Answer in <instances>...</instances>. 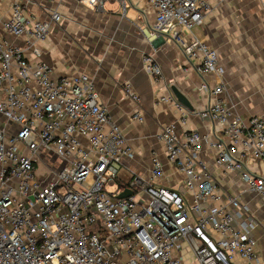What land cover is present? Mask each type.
<instances>
[{"label": "built area", "instance_id": "2783aa9c", "mask_svg": "<svg viewBox=\"0 0 264 264\" xmlns=\"http://www.w3.org/2000/svg\"><path fill=\"white\" fill-rule=\"evenodd\" d=\"M76 1L99 9L115 0ZM150 1L157 15L151 36L180 44L202 78L221 76L216 50L193 34L211 10L208 1ZM47 16L27 15L20 1L0 12V264H186L188 256L195 264H263L256 220L238 198H225L200 161L207 137L198 131L181 135L169 123L158 135L168 161L185 175L181 188L152 184L131 171L121 176L135 153L100 103L94 80L87 74L54 79L47 63L31 62L7 38H25L40 58L39 44L61 19L57 11ZM144 65L162 80L151 56ZM200 89L216 99L200 114L221 133L214 143L215 166L238 172L264 198V169L255 172L244 161L264 167V119L246 122L233 113L222 101V81L204 80ZM126 94L140 101L131 86ZM47 159L54 167L43 180L39 167ZM150 175L155 180L164 175L155 153ZM111 187L114 192L107 190ZM125 188L132 195L118 198Z\"/></svg>", "mask_w": 264, "mask_h": 264}, {"label": "crops", "instance_id": "0c3cea01", "mask_svg": "<svg viewBox=\"0 0 264 264\" xmlns=\"http://www.w3.org/2000/svg\"><path fill=\"white\" fill-rule=\"evenodd\" d=\"M15 1L21 2L27 15L40 20H46L49 11L61 15L51 26L48 38L39 44L40 58L32 54L25 38H7L22 48L31 62L47 63L54 79L87 74L94 80L100 103L135 153L133 160L125 162L123 178L131 171L152 184L182 187L185 175L168 161L165 147L158 140L161 127L175 123L181 135L198 131L207 137L202 141L199 159L225 198H238L249 215L254 212L264 219V198L253 194L238 172L215 166L214 143L221 133L216 124L200 116L216 100L200 89L205 80L211 85L222 81L226 89L223 103L246 122L253 116L264 119V0H207L211 10L193 34L216 50L221 76L211 73L205 78L180 44L166 35L151 36L157 15L150 0H115L99 9L76 0H0V12L7 13ZM146 56L160 65L162 80L156 81L146 71ZM127 86L135 90L139 102L127 96ZM173 88L185 96L190 108L178 102ZM169 97L173 101H162ZM138 113L142 121L134 119ZM154 153L164 166L163 177L156 180L150 175ZM244 161L255 172L264 169L249 158ZM248 217L242 214L245 221ZM253 232L264 264V235L257 226Z\"/></svg>", "mask_w": 264, "mask_h": 264}, {"label": "rangeland", "instance_id": "374dc122", "mask_svg": "<svg viewBox=\"0 0 264 264\" xmlns=\"http://www.w3.org/2000/svg\"><path fill=\"white\" fill-rule=\"evenodd\" d=\"M54 167L53 162L50 159L44 160L43 163H41L39 167V173L43 180H47L49 178V171ZM58 171L57 169L53 170ZM52 173V172H51ZM53 173L50 175L52 177ZM50 177V179H51ZM109 192H114V188H108ZM251 217L256 220V225L258 231L260 230L262 234L264 235V219L261 216H257V214H254V212H250ZM252 221V220H251ZM258 222V223H257ZM186 264H195L193 258L189 257L186 260Z\"/></svg>", "mask_w": 264, "mask_h": 264}, {"label": "water", "instance_id": "95a60500", "mask_svg": "<svg viewBox=\"0 0 264 264\" xmlns=\"http://www.w3.org/2000/svg\"><path fill=\"white\" fill-rule=\"evenodd\" d=\"M173 92H174V95H175V97L177 98V100H178V102H179L180 104H182V105L185 106V107H189V108H190V106H189V104H188V101H187V99L185 98V96H183V95H182L177 89H175V88H173ZM130 195H132V192H131L129 189L125 188L124 191H123L121 194L118 195V198L123 199V198H127V197H129Z\"/></svg>", "mask_w": 264, "mask_h": 264}]
</instances>
